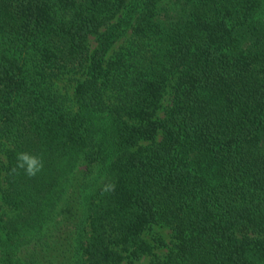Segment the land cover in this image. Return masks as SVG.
Returning <instances> with one entry per match:
<instances>
[{
    "label": "trees",
    "instance_id": "16d2710c",
    "mask_svg": "<svg viewBox=\"0 0 264 264\" xmlns=\"http://www.w3.org/2000/svg\"><path fill=\"white\" fill-rule=\"evenodd\" d=\"M137 263L264 264V0H0V264Z\"/></svg>",
    "mask_w": 264,
    "mask_h": 264
},
{
    "label": "clouds",
    "instance_id": "9594fccd",
    "mask_svg": "<svg viewBox=\"0 0 264 264\" xmlns=\"http://www.w3.org/2000/svg\"><path fill=\"white\" fill-rule=\"evenodd\" d=\"M44 169L43 157L29 152H18L16 155V164L11 169L12 173L18 174L22 170L24 175L29 178L36 177ZM116 185L113 181L104 179L100 185V194L102 196L112 194Z\"/></svg>",
    "mask_w": 264,
    "mask_h": 264
},
{
    "label": "rangeland",
    "instance_id": "374dc122",
    "mask_svg": "<svg viewBox=\"0 0 264 264\" xmlns=\"http://www.w3.org/2000/svg\"><path fill=\"white\" fill-rule=\"evenodd\" d=\"M144 261H146V259H144ZM138 264V263H137Z\"/></svg>",
    "mask_w": 264,
    "mask_h": 264
}]
</instances>
